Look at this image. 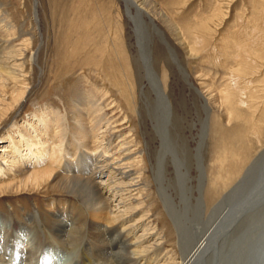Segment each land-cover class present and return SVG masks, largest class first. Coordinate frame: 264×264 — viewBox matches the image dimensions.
Returning a JSON list of instances; mask_svg holds the SVG:
<instances>
[{"label": "rangeland", "instance_id": "374dc122", "mask_svg": "<svg viewBox=\"0 0 264 264\" xmlns=\"http://www.w3.org/2000/svg\"><path fill=\"white\" fill-rule=\"evenodd\" d=\"M138 1L148 12L143 24L130 19L124 0H0V38L10 43V64L16 63L17 75L0 81V147L8 146L10 134L18 135L23 128L17 126L28 125L40 108L65 115L69 125L78 95L87 93L94 110L101 108L97 114L103 115L105 145L110 138L113 148L120 146L118 153L126 150L123 155L130 157L126 163L139 201L135 219L143 215L152 223L163 237L160 253L167 263L177 264L182 254L156 181L161 140L142 93L148 76L141 67L136 30L150 31L149 54L172 111L170 134L176 130L194 149L199 119L205 115L195 88L211 108L203 150L209 215L264 149V0ZM157 29L178 55L187 78ZM167 169L171 177L172 165ZM191 174L196 175L195 168ZM67 194L51 185H13L0 191V214L25 222L23 214L31 212L43 226V232H36L52 239L45 228L53 220L46 201L71 198L78 203ZM188 205H182L183 211ZM68 251H62L61 264H73L75 255Z\"/></svg>", "mask_w": 264, "mask_h": 264}, {"label": "bare ground", "instance_id": "6f19581e", "mask_svg": "<svg viewBox=\"0 0 264 264\" xmlns=\"http://www.w3.org/2000/svg\"><path fill=\"white\" fill-rule=\"evenodd\" d=\"M124 1L130 19L145 23L143 17L148 12L140 1ZM35 17L38 21L37 12ZM136 31L142 49L139 53L143 55L141 67L145 69V77L148 76V83L143 85L147 89L142 93L145 92L149 116L161 140L156 151L159 155L156 181L164 207L174 222L182 254L177 264H237L239 259L243 263L242 259L249 258L250 264H264V208H256L257 203L264 204V149L207 215L203 150L211 108L204 93L191 84L205 111L204 117H199L196 147L191 149L189 140L176 130L174 136L170 134L167 122L172 111L149 54L150 31L138 28ZM156 31L162 38V33ZM161 41L185 77L188 76L174 49L164 38ZM9 48V41L0 38V81L17 78L16 63L10 64ZM88 101L87 93L78 95L72 112L74 120L69 125L66 116L52 108L38 109L28 125L17 126L23 128L18 135L10 134V144L0 147V191L13 185L19 188L51 185L78 202L75 204L71 198L47 199L53 220L45 228L52 239L36 232H43L42 225L39 216L31 212L23 214L25 222L0 214V264H61L65 258L62 251L66 250L75 255L73 264H169L165 253H160L163 237L143 215L135 219L139 201L133 194L136 180L126 163L130 157L123 155L126 150L118 153L116 149L120 146L113 148L115 144L110 138L105 145L104 121L102 114H97L101 108L96 112L94 103ZM172 126L175 129V123ZM168 165L173 167L171 177ZM224 198L230 202L225 207L221 205ZM182 202L191 206L183 211ZM235 251L239 259L234 257Z\"/></svg>", "mask_w": 264, "mask_h": 264}, {"label": "water", "instance_id": "95a60500", "mask_svg": "<svg viewBox=\"0 0 264 264\" xmlns=\"http://www.w3.org/2000/svg\"><path fill=\"white\" fill-rule=\"evenodd\" d=\"M229 203H230L229 200H226V199L224 198V199H223V202L221 203V205H223V207H225V205L227 206ZM217 210H219V211L221 210V211H222V208H220V209L217 208ZM227 210H228V208H227ZM219 211H218V212H219ZM217 215H218V214H216L215 216H217ZM213 218H215V217H213ZM256 250H257V252H258V251L260 250V248H259V249H256ZM233 254L235 255L234 257H236L237 259L240 258V256H239V257L237 256L238 253H237L236 251H235ZM236 258H235V259H236ZM252 259H254V258H252ZM242 260H243V263H244V264H250L248 261L251 260V259L249 258L248 261H246V260L244 261V259H242ZM238 263L241 264L242 261H240V259H239V260H238ZM238 263H237V264H238ZM243 263H242V264H243Z\"/></svg>", "mask_w": 264, "mask_h": 264}]
</instances>
